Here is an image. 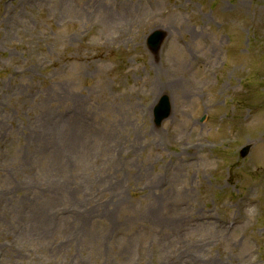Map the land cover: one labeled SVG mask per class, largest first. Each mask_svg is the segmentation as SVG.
Masks as SVG:
<instances>
[{"label":"rangeland","instance_id":"rangeland-1","mask_svg":"<svg viewBox=\"0 0 264 264\" xmlns=\"http://www.w3.org/2000/svg\"><path fill=\"white\" fill-rule=\"evenodd\" d=\"M0 264H264V0H0Z\"/></svg>","mask_w":264,"mask_h":264},{"label":"water","instance_id":"water-1","mask_svg":"<svg viewBox=\"0 0 264 264\" xmlns=\"http://www.w3.org/2000/svg\"><path fill=\"white\" fill-rule=\"evenodd\" d=\"M165 35L166 34L164 31L156 30L149 36L147 40V45L149 46L151 51L155 52L159 49ZM169 109H170L169 97L167 95H163L153 109V116L156 124H160L162 120L167 118V116L169 115ZM248 148H249L248 146L244 147L241 151V154L245 155Z\"/></svg>","mask_w":264,"mask_h":264}]
</instances>
